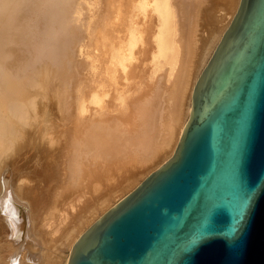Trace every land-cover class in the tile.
Wrapping results in <instances>:
<instances>
[{"label": "bare ground", "instance_id": "obj_1", "mask_svg": "<svg viewBox=\"0 0 264 264\" xmlns=\"http://www.w3.org/2000/svg\"><path fill=\"white\" fill-rule=\"evenodd\" d=\"M239 1L0 0V210L10 223L17 229L21 219L13 181L28 180L33 193L56 169L59 189L74 184L82 196L114 178L137 180L173 155L196 80ZM220 3L231 13L216 11ZM42 88L57 98L43 107L46 119ZM16 140L28 150L6 154ZM96 219L69 238L61 264Z\"/></svg>", "mask_w": 264, "mask_h": 264}, {"label": "water", "instance_id": "obj_2", "mask_svg": "<svg viewBox=\"0 0 264 264\" xmlns=\"http://www.w3.org/2000/svg\"><path fill=\"white\" fill-rule=\"evenodd\" d=\"M68 264H264V0H240L173 155L74 242Z\"/></svg>", "mask_w": 264, "mask_h": 264}, {"label": "rangeland", "instance_id": "obj_3", "mask_svg": "<svg viewBox=\"0 0 264 264\" xmlns=\"http://www.w3.org/2000/svg\"><path fill=\"white\" fill-rule=\"evenodd\" d=\"M231 5L232 4H228V3H220L217 4L216 7L214 8H216V11L223 8L224 11H228V13H231L230 12V9L232 8ZM86 9L83 12L84 13L83 16L85 17L87 15V14L85 15V13L88 11V10L86 11ZM206 30H208V28ZM79 58L80 57L76 55V61L79 60ZM51 92H54V90L44 91L43 88L40 92H38L39 94L37 95L36 100L38 101V103L40 102L41 103L39 105L37 103V105L38 107H40V105L42 107V108L40 107L41 111L39 115L44 111L43 114H45L46 116L45 108L43 109V107L46 104L49 105L51 103V99L52 101H55V99H57L56 92L55 94ZM49 94H52V96L51 95L49 96ZM54 95H55L54 97L55 99H53ZM47 108L49 109V106L46 107L47 110L46 112H49ZM48 115L50 116V114L48 113L46 117H48ZM45 116L43 115V118L40 116L41 118L38 117V119L39 118L44 119ZM12 146L14 148L11 147L7 151L8 153L6 154H9L10 153L9 151H11L10 155H13L15 152L21 154V152H25L28 150V146L21 149V145L18 142V140H16V142H12ZM5 148L6 147L3 146L1 149L2 150L4 149L3 151H5ZM171 156L172 153L170 152L163 154L156 162L150 164V166H148V168H146L145 171H143L142 173L140 172L137 180H134V178L130 180V178H128L129 180L128 179L126 180L130 182L127 181L124 182V179L118 176L119 178L117 181H115L114 178L113 181L111 180L112 182L111 181L104 182L105 184L104 185L102 184V186H100L101 188L96 186L98 190L100 189L99 190L100 192L96 189V187H94L95 190L99 193L96 192L94 193L95 190L91 189L92 188L91 186L90 187L91 190L89 189L88 191L89 187L85 190V192L88 191L90 194L85 193L84 195L82 194V196L80 194H76L78 193L76 192V190H78L77 188L74 190V192L73 190L71 191L73 187L75 188L77 186L74 184H73L74 186L72 184H65V188L72 185L69 187L70 190L69 189L67 190V188L65 190L63 189L64 191L60 190L62 189L61 184L63 183V181L61 183V178L59 177L61 175H59V173L56 172L57 171L56 169H55L56 171L55 170L54 171L51 170L50 172L47 171L50 175V178H53V182H49L47 184L46 181H40L41 183L39 184L41 186L37 183L38 185L35 186L36 188L34 187L33 193L32 192L28 193L26 191L27 189L24 188L25 185L30 184L28 180L19 182L18 179L16 181H13L10 185V190L13 194L12 196L14 201L13 203H15L17 207L18 216L21 219L18 221L19 225L18 228L16 229L10 223V220L7 217V215H5L0 210L1 261H3L4 264H61L65 254V248L69 243V238H71L77 233L78 230L77 228L79 226L80 228H82L86 226L88 222H91L94 219L98 218L102 213H104L107 209H109L112 205H114L118 200L123 198L125 194H127L130 190L136 187V185H138L137 184L138 182H141L142 179H144L151 171L156 169L159 165H161ZM5 157L6 156L4 155V158ZM56 174L59 175L58 176L59 178L57 177ZM123 174H125V172ZM52 175L53 176L55 175L54 176L55 178L51 177ZM54 179L57 180V182L60 184V187L57 184V182L56 183L54 182L55 181ZM24 182L25 183L27 182V184H25ZM110 182L112 183L111 184L112 186L110 185ZM114 183L115 185H113ZM109 185L111 188L108 187ZM38 186L41 187V189H39ZM113 187L114 188L118 187V188L114 190ZM59 191L60 192L63 191V194H61L62 192L60 193ZM107 191H109V193ZM92 193L97 194V196L93 195ZM104 194H108V195L111 194L110 195L111 198L106 201L103 197H101ZM78 196L81 198H79ZM72 205L75 207H72ZM61 217H63V219ZM43 218H45V220ZM59 222H61L62 225L59 224ZM59 225H61V227ZM50 229L52 231H50ZM32 246L34 248H32Z\"/></svg>", "mask_w": 264, "mask_h": 264}]
</instances>
